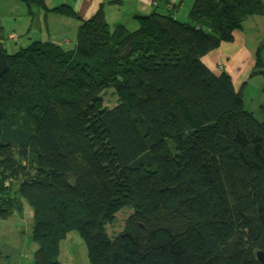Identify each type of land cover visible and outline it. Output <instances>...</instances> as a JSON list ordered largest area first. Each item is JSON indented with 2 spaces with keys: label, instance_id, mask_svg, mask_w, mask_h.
Masks as SVG:
<instances>
[{
  "label": "trees",
  "instance_id": "obj_1",
  "mask_svg": "<svg viewBox=\"0 0 264 264\" xmlns=\"http://www.w3.org/2000/svg\"><path fill=\"white\" fill-rule=\"evenodd\" d=\"M21 1L81 20L72 49L37 38L9 53L0 30V217L30 202L35 264H62L73 230L90 264H263L264 105L260 120L247 81L204 57L264 16V0H195L185 18L159 5L132 29L104 5L81 19L68 3ZM263 50L250 78L264 75Z\"/></svg>",
  "mask_w": 264,
  "mask_h": 264
},
{
  "label": "rangeland",
  "instance_id": "obj_2",
  "mask_svg": "<svg viewBox=\"0 0 264 264\" xmlns=\"http://www.w3.org/2000/svg\"><path fill=\"white\" fill-rule=\"evenodd\" d=\"M47 1L53 5L52 0ZM32 10H34L33 15L30 13L27 3L21 0H0V30L2 29L4 34V38H2L1 42L9 53H13L17 47L14 45L17 42L15 40H19V45L27 46L38 38L37 35L40 34L39 32L41 30H45V28H41L42 18L39 14H43L42 11H39L36 6H33ZM126 10L127 6L122 8L118 7L117 10L110 13L109 22L113 24L118 16L121 17L116 21L124 19L125 17L127 18ZM125 21L130 29L136 27L133 26L134 23L131 20L125 19ZM248 32L250 36H253L247 40V46L251 48L250 58H243L241 62L239 60L233 62L232 60L229 64V67L232 66V70L233 68L238 69V76L242 74L241 67H237L239 63L245 68L244 73L246 74L244 80L240 81V83H243V81L247 79L249 69L256 61V51L259 45H261L260 42L263 41L261 39L258 43L256 42V37H258V35L260 36L262 33L261 26L253 29L248 28ZM12 33L15 34L13 37H11ZM218 67H221V65ZM218 67L216 68L218 69ZM247 68L248 71L246 72ZM237 85L238 88L241 87L239 83H237ZM244 92L246 107L252 110L258 119L262 120L263 110L260 105L264 100V75L257 74L247 80ZM116 102L117 97L111 94V91H108L105 95V104L111 107L115 105ZM131 212V208H124L116 215L114 223L108 224L107 230L113 237L124 228L126 219ZM33 228V208L27 200L24 202V209L22 212H15L7 218L0 217V264H16L18 261H23L25 264H35V251L38 244L33 239ZM60 249L59 258L62 264H90L87 245L78 230H73L68 233L61 241Z\"/></svg>",
  "mask_w": 264,
  "mask_h": 264
},
{
  "label": "crops",
  "instance_id": "obj_3",
  "mask_svg": "<svg viewBox=\"0 0 264 264\" xmlns=\"http://www.w3.org/2000/svg\"><path fill=\"white\" fill-rule=\"evenodd\" d=\"M168 1L170 2L168 4ZM195 0H52L53 5L49 3L50 6H57L61 3H68L72 5L75 10L80 14L81 19H88L93 14H95L101 5H104L107 18H110V13L117 10V8H122L124 6H127V18L116 21L121 16H118L114 23L116 22H124L126 23L125 19L131 20L135 25V20L133 18L134 13H151L156 9V6H162V9L168 10L171 6L170 4H173L172 6H179L177 9V15L181 18H185L187 15V12L191 8L193 2ZM155 3H157L155 5ZM159 3V4H158ZM185 5V6H184ZM184 6V8H183ZM161 9V8H160ZM126 14V13H125ZM42 18L41 20V28L45 30H41L39 33L38 38H42L45 40H51L55 43H58L59 45L67 48L72 49L75 46L78 30L81 24V20L67 17L55 12H48L47 15L39 14ZM123 16V15H122ZM261 26L262 33L260 36L258 35L256 42L258 43L261 39L264 40V16L261 15H255L253 17L247 18L242 28H239L235 30V39L232 42H223L222 45L208 53L204 57L205 63L214 71H216V67L220 66L223 68V70H226L230 73L232 76V79L234 81L235 86L238 88L237 83H239L240 86L242 84L250 79V73L254 67V65L251 66L249 69V73L247 74V79L243 81V83H240V81L244 80L245 77V68H243L242 65H239L237 67H241L242 74L238 76V69H231L229 67V64L231 61H237L250 58V50L251 48L247 46V40L253 36H250L248 32V28L253 29L255 27ZM12 35H15L12 33ZM17 41L16 45L19 43V40ZM256 43V44H257ZM262 41L260 42V44ZM257 53V51H256ZM264 55V50L262 53V56ZM264 57V56H263ZM255 60H256V54H255ZM255 64V63H254ZM234 67V66H233ZM250 67V66H249ZM248 71V68L246 69V72ZM239 89V88H238ZM245 91V90H244ZM245 95V92H244ZM264 105V100L262 101V104L260 107ZM16 264H25L23 261H18ZM32 264V263H28Z\"/></svg>",
  "mask_w": 264,
  "mask_h": 264
},
{
  "label": "water",
  "instance_id": "obj_4",
  "mask_svg": "<svg viewBox=\"0 0 264 264\" xmlns=\"http://www.w3.org/2000/svg\"><path fill=\"white\" fill-rule=\"evenodd\" d=\"M9 61L8 54L3 50L2 45L0 44V78L9 70ZM2 116V108L0 104V118ZM259 260L264 264V252H258Z\"/></svg>",
  "mask_w": 264,
  "mask_h": 264
},
{
  "label": "built area",
  "instance_id": "obj_5",
  "mask_svg": "<svg viewBox=\"0 0 264 264\" xmlns=\"http://www.w3.org/2000/svg\"><path fill=\"white\" fill-rule=\"evenodd\" d=\"M13 37V36H12ZM222 67H218V69H221Z\"/></svg>",
  "mask_w": 264,
  "mask_h": 264
}]
</instances>
